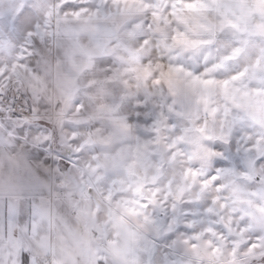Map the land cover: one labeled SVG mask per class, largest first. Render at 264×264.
<instances>
[{
	"label": "clouds",
	"instance_id": "clouds-1",
	"mask_svg": "<svg viewBox=\"0 0 264 264\" xmlns=\"http://www.w3.org/2000/svg\"><path fill=\"white\" fill-rule=\"evenodd\" d=\"M0 264H264V0H0Z\"/></svg>",
	"mask_w": 264,
	"mask_h": 264
}]
</instances>
